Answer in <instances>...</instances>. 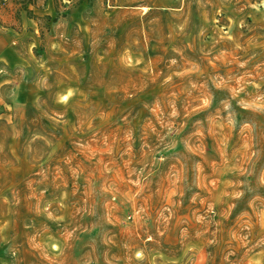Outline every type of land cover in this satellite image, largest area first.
Instances as JSON below:
<instances>
[{
  "label": "rangeland",
  "instance_id": "1",
  "mask_svg": "<svg viewBox=\"0 0 264 264\" xmlns=\"http://www.w3.org/2000/svg\"><path fill=\"white\" fill-rule=\"evenodd\" d=\"M53 3L0 22V264H264V0Z\"/></svg>",
  "mask_w": 264,
  "mask_h": 264
},
{
  "label": "crops",
  "instance_id": "2",
  "mask_svg": "<svg viewBox=\"0 0 264 264\" xmlns=\"http://www.w3.org/2000/svg\"><path fill=\"white\" fill-rule=\"evenodd\" d=\"M17 0H0V22H8L10 30L18 34H26L36 32L39 25V16L55 17L56 10L53 0H38L34 4L29 5V13L24 7L20 8L17 5ZM34 5H36L34 7ZM43 9H40L42 8ZM50 23V21L48 22ZM19 30V31H18Z\"/></svg>",
  "mask_w": 264,
  "mask_h": 264
},
{
  "label": "trees",
  "instance_id": "3",
  "mask_svg": "<svg viewBox=\"0 0 264 264\" xmlns=\"http://www.w3.org/2000/svg\"><path fill=\"white\" fill-rule=\"evenodd\" d=\"M24 3L26 4V6L24 7L27 11H29V13H31V15H32V12L29 10V6H28V4L29 3H32V4H34L35 3V1L34 0H32L31 2H29L28 0H24ZM48 18H50L51 19V17L50 16H48ZM57 18L55 17L54 18V20H56Z\"/></svg>",
  "mask_w": 264,
  "mask_h": 264
}]
</instances>
